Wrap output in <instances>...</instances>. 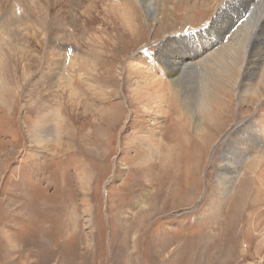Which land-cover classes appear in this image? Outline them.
I'll return each instance as SVG.
<instances>
[{"label":"rangeland","instance_id":"obj_1","mask_svg":"<svg viewBox=\"0 0 264 264\" xmlns=\"http://www.w3.org/2000/svg\"><path fill=\"white\" fill-rule=\"evenodd\" d=\"M43 1L53 2L0 0V56L9 59L0 62V264H264V59L260 63L250 59L247 68L228 64L229 74L220 61L212 73L214 83H219L214 88L218 95L210 97L212 118L202 116L203 134L211 137L198 150L200 165L189 191L191 177L185 176L190 145L180 150L185 151L178 155L175 168L172 157L164 168L155 157L149 163L152 169L137 168L135 146L149 136L159 139L170 123L167 113L157 109L158 103L148 106L151 101L140 97L147 88L153 93L148 91L150 83L163 80L160 52L191 54L211 40L214 14H204L200 1L158 0L153 21L128 0H69L73 12L67 0L63 4L59 0L54 7L61 10L56 14L49 5L50 26L44 28ZM88 6L99 13L90 8L91 13ZM3 18L15 23L5 30L8 24ZM223 36L220 45L231 37ZM259 47L254 40L253 60L264 51ZM70 62L82 78L69 68ZM64 83L81 92L96 124L102 111L119 104L114 128L95 124L89 128V136L96 132L105 139L104 132L109 133V145L76 144V123L66 119H75L69 105L78 98ZM190 86L189 109L194 102ZM112 89L118 95L103 103ZM59 110V119L66 123L62 138L48 136L45 142L34 129L41 130V117L53 120ZM188 130L193 144L195 134ZM237 166L242 171L230 186L227 181L237 175ZM246 178L254 181L240 193L238 187ZM241 195L245 198L239 200ZM232 209L236 212L230 221ZM159 239L169 243L161 253L156 246Z\"/></svg>","mask_w":264,"mask_h":264},{"label":"bare ground","instance_id":"obj_2","mask_svg":"<svg viewBox=\"0 0 264 264\" xmlns=\"http://www.w3.org/2000/svg\"><path fill=\"white\" fill-rule=\"evenodd\" d=\"M56 1H59V0H53L52 4H49V5H51L52 7H54L55 6V3H57ZM182 1H184V0H182ZM188 1H191V0H186L187 3H188ZM192 1H196V2H199L200 1L199 2L201 4L200 7L202 8L204 14H207V15H210L211 13L214 14V16H213V23L210 24L211 25V31H212V32L211 31L210 32L212 34V38H211L210 41L205 42V44L203 46L200 45L199 48H197L196 50L192 51L191 54H186V55L185 54H182V55L178 56V54H175V53L171 52L170 50L169 51L167 50V52H164V51L160 52V54L157 56V59L159 58L160 68L162 69V70L160 69V72L162 73L161 75L163 76V80L157 79V80L153 81L152 83H150L151 85H149V87L151 86L150 87L151 89H149L148 91L153 90V91H151L153 93H150V92L148 93L147 92V89H148L147 86L148 85L146 84L147 86H145V87L147 88L146 89L147 94H145L146 92L144 93L146 96L143 94V96H141V97L139 96V97L142 98V99H143V97H145L144 99H146V102L148 100L151 101V103L149 102L150 103L149 105L147 104L148 106H151L153 103H155V104L158 103L159 106H157V109L161 110L162 111L161 113H163V112L164 113H167V116L169 117L170 123H168V127H166V125H164L165 128L164 129L162 128L163 129V132L160 135L161 137L159 139H156L155 137H150L149 136L148 138H151V139H147V140L141 142L140 143L141 145H138L137 144L135 146L136 152H135L134 157H133L134 162L137 161V164H139V166H137V168L138 169L143 168L146 171H148V169H152L153 166H151L149 163L151 162V160L154 157H155V159L157 158L160 161V164H162L163 168L165 167L166 163L167 164L168 163L170 164L169 161H171L173 159L175 161L172 162V165L171 166L174 167L175 164H176V161L178 160V157H179L178 155L179 154H182V155L184 154V151L185 150L184 151H181V152H180V150L182 148L187 149L188 148L187 146L190 145L191 148L186 153L187 154V157L189 155V159L187 161V167H186V172H187V169H188V172H187V174L185 176L186 179H188V177H191L190 178L191 182L189 184V189H190L189 191H192V189H194V187H193L194 186V181H196V177H197V173H198L196 171V167L199 168V165H200V164H197V161H198V158H199L198 157L199 156V151L198 150H200L201 148H203L204 147V144H206L205 141L207 140V142H208L209 141L208 139L211 137V135H204L203 134V130H205V127L202 126V125H204V123L202 122V119H203L202 116L205 113V114L208 115V117L210 116L209 119L212 118L211 115H212V112H213V108H212L213 106L211 104L212 100H211L210 97H211V94L212 95H215V96L218 95L217 94L218 91H215L214 88H215L216 84H219V83H217V82H215L216 84L214 83L213 79L215 80V78H213L214 76H213L212 73H214L216 71V66L218 67V63H220V61H223L225 63V70L224 69H221V70L222 71L224 70V72H228V74H229V73L232 72V70L228 67V64L231 65L232 67H236V66L241 65V68L242 67H246L247 68V67H249L247 65L251 64L252 61H254V63H258L259 61H261L262 59H264V51L263 52L260 51V53L258 54V57H256V60H253L254 59L253 58V42H254V40L260 46L259 49L260 48L261 49L264 48V0H192ZM18 2H20V0H18ZM44 2L45 1H43V3ZM59 2L61 3V1H59ZM63 2H65V0H62V4H63ZM66 2H67V6H68L67 8L70 9L69 8V4H71V1L67 0ZM134 2L136 4H138V6L140 7L139 9H142L143 15L145 17H148V18H150L153 21L156 20V18L158 16V11H159V10H157V6H158L157 5V2H158V0H128L127 3H129V5H130V4L134 3ZM53 3H54V5H53ZM21 4H22V2H21ZM73 4L74 3L72 2L71 9L69 10L71 12H73L72 10H74ZM82 4H84V3H82ZM49 5H48V3L46 5V2H45L46 10L43 13L45 15L44 16L45 18H43L44 20H41V23H40L41 26L42 25L44 26V28H47L48 25L50 26V19L49 20H46V15L47 16L49 15ZM59 5H61V4H59ZM92 5H94L93 2H92ZM64 6H66V5H64ZM19 8H21V7H19ZM43 8H44V5H43ZM61 8L62 7L56 9V7H54L55 13L58 14L59 13V10H61ZM90 8L91 7H89L88 10H90ZM92 9H93V7L91 8V10ZM117 9H120V8L118 7ZM88 10H87V12H88ZM62 11H66V7ZM92 11H91V13L96 12V15H97V12H98L97 10L96 11H93V12ZM138 11H141V10H138ZM0 13H1V11H0ZM15 13H17V15H19L18 12H15ZM88 13H90V12H88ZM14 15H16V14H14ZM88 15L90 16V14H88ZM85 16L87 17V15H85ZM92 17H93V15H92ZM96 17H94V19ZM17 18H20V16L17 17ZM94 19H91V21H93ZM7 20H9V22ZM96 20L97 19H95V22H96ZM91 21H88V22L91 23V24H93L94 21H93V23ZM55 22H56V20H55ZM3 23L8 24L7 25L8 27L5 29V30H8V28H11V26L9 27V25H13L15 23V21L14 22H11L10 19H4ZM57 23H58V20H57ZM54 24H56V23H54ZM113 28H114V26H113ZM206 32L204 33V35L207 34ZM135 33H139V32H135ZM224 33H229L231 37H230L229 40H227L226 43H223L222 45H220L219 43H222L223 42V38H224L223 35H224ZM201 34H203V33H201ZM136 38L139 41V39L141 37H140V35H138V36H136ZM134 39H135V37H134ZM22 41L25 42V38H23ZM27 43H28V40H26V44ZM162 44H164V41H163ZM262 45H263V47H262ZM23 47H25V43H23ZM215 47H216V49H215ZM25 49H26V47L21 49V54L23 55V57L26 55ZM79 54H81V53H79ZM160 55H161V57H159ZM3 57H4L3 55L0 56V62L1 63H4V64L5 63H9V59L5 58L3 60L2 59ZM110 58L111 57H108V59H110ZM149 59L151 61L153 60L151 58V56L149 57ZM250 59H252V61H250ZM71 60H73V59H71ZM100 61H103L102 63H104L105 60L103 59V60H100ZM70 64H72V63L70 62ZM28 65L23 66V68L26 67V66L28 67ZM244 65H246V66H244ZM73 67H74V64L70 65L69 68L72 69ZM128 67H130V66H128ZM131 67H132V65H131ZM130 69H132V68H130ZM72 70L70 72H72ZM132 70H134V69H132ZM238 70H240V69H238ZM75 71L76 70H73V72H75ZM246 71H247V69L245 70V73H246ZM76 72H78V71H76ZM132 72H134L136 74L137 73V70L136 71L134 70ZM22 73H24V72H22ZM64 74L66 75V78H69V79L71 78L70 75H69V72H67V69H66V73H64ZM76 76L81 77V74L79 73ZM227 77H229V76H227ZM57 78L59 79V77H57ZM23 79H24V77H23ZM76 81L79 82L78 80H76ZM217 81H219V80H217ZM65 82H68V79ZM131 82H133V80ZM135 82H136V80H135ZM135 82H133V83H135ZM196 82H197V84L200 83L198 85L199 88L196 87V85H197ZM16 83H17V81H16ZM59 84H60V81H59ZM64 84H65V87L68 86V88H69L70 83L67 86H66V83H64ZM189 84L191 85L190 88L191 87L193 88V91L192 92L194 93V95L192 97L194 99V102L192 104L193 106L192 107L190 106L191 109H189V108L186 107V100H187L188 97H190L189 90H188ZM245 86H246V84H245ZM172 87L174 88V90H175L176 93H174ZM220 88H222V87H220ZM63 89H62V92H63ZM85 90H86V88H85ZM60 92H61V89H60ZM72 92H73V96H76L79 100L76 99V98H73L74 99V104L72 102V104L69 105V107L71 108V112L74 113L73 116L75 117V119L73 120L71 118V120H70V117H69V119H66V121L72 122V124L73 123H76L75 128H77V130L75 129L76 130L75 131V130L71 129V130L75 131L74 137H75L76 144L85 143L86 141H88L89 143L90 142H94V143L95 142H99L101 145H109V143H110L109 133H105L104 132V136L106 137L105 139L103 137L102 138H99L98 135L96 134V132H95V134L93 133L94 134L93 136H89L90 135L89 134V128L90 127L91 128L92 127H95V125L97 127H99V126L100 127H102V126L113 127V121L115 119H118L119 118V116H117V113H116L117 112L116 106L118 107L119 104L118 105H114V107L113 106L109 107V108H112V111H109V112L106 111V110L104 112L102 111V114L100 113V116H99L100 121L98 120L99 122H97V124H96V123H94L92 121V117L94 119V114L91 111L92 110V107L89 104L86 103V100L80 94L81 92L80 93L79 92H76V91H72ZM156 92L159 93L157 96H156ZM63 94H64V92H63ZM116 94L118 95V93H116V89H112L108 94H106L108 97H107V99H105L103 101V103L104 102L107 103L108 99L111 98L112 96L116 95ZM153 94H155V95H153ZM160 94H162V95H160ZM153 96L155 97V101H152V97ZM154 97H153V99H154ZM125 101H126V99H125ZM138 101H139V99H138ZM142 102H143V100H142ZM141 103H138V104H141ZM190 103H191V101H190ZM162 104H163V106H162ZM215 104H216V102H215ZM56 105H58V104H56ZM153 105H152V107H153ZM218 105H219V103H218ZM148 106H146V107H148ZM37 108L38 107L36 106L35 109H37ZM164 108H167V111L164 110ZM141 111L142 110H140V112ZM60 112H61V110L57 111V113H56V115H55V117H54L53 120L50 119V118H45V116L44 117H41L40 118V124H39L41 130L38 131L39 129H36V128L34 129L35 132L41 133L43 135V138H44L43 140H46L45 142H47V137L48 136H50L51 138H53V140H56V141H58L59 139L62 138L61 130L63 128V125L65 127L66 123H63V122H65L64 120H62V122H61V120L59 119V117L61 115ZM136 113H138V112H136ZM155 113H157V112H155ZM158 113H159V111H158ZM96 114H97V112H96ZM144 114H145V112H144ZM107 117H108V119H107ZM188 129H190V130L192 129L193 132H194V134H195V136H194L195 137L194 138L195 139L194 140L195 142L193 141V144H191V141H189V139H188V137L190 136V132H189ZM97 130H98V128H97ZM103 130H105V129L103 128ZM105 131H107V130H105ZM152 132H155V131L152 130ZM176 134H179V136H180L179 140L177 138L178 135H176ZM72 135L73 134H71L70 136L72 137ZM174 135H176V136H174ZM151 136H153L152 133H151ZM141 138L142 137H140V139ZM143 139H145V138H143ZM35 140H37V139L35 138ZM196 140H197V142H196ZM73 142H74V140H73ZM53 143H55V142H53ZM57 144H58V142H57ZM57 144H55V145L57 146ZM152 144H155L154 145V146H156L155 149L154 148H150L151 146H153ZM101 145H99V146H101ZM59 146H60V144H59ZM158 149H160V150H158ZM161 149H163V150L161 151ZM255 154H257V153H255ZM258 154H260V153H258ZM170 157H172L171 160H170ZM254 157L256 158V155L253 156V158ZM246 159H247V157H244L243 158V161L241 162V164L243 162H245ZM104 160H105V158H104ZM152 161H154V160H152ZM259 163H260V161H259ZM240 166H237V170L235 171V173H237V175L235 177L231 178V180H228L227 181V183L230 186H232V182L240 174V171H242L241 168H240ZM249 168L252 170L253 169L252 168V165H250ZM228 169L230 170V168H228ZM262 171L264 172V167H263ZM20 172H25V171H24V169H19V173ZM251 172H253V171H251ZM263 172H260V173L263 174ZM242 175H243V173H242ZM24 176H25V173H24ZM173 177L176 179V175L175 174H174ZM251 180L254 181V179H250V178L244 179V181L239 185L238 191L240 193H242L243 191L245 192L246 189H247V186L249 184V181H251ZM247 182H248V184H247ZM261 182H263V181H261ZM88 183H89V181H88ZM84 185H85V183H84ZM187 185H188V181H187ZM253 186L254 185H253V182H252V189H253ZM257 190L258 189L254 186L253 191L256 192ZM187 191H188V187H187ZM246 194H247V192H246ZM243 197L244 196L241 195V196H239L238 199L239 200H242ZM157 198H158V194L154 195V198L153 199H157ZM143 202L141 201V203H140L141 206H145V204ZM151 207H150V209H151ZM148 208H149V206H148ZM232 211H233V209L231 210V213H230V216H231L230 217V221H232V219H233L232 215L234 216V213L236 212V210L234 209V213ZM149 212H151V210H148V213ZM155 212L156 211L153 210V213L154 214H155ZM145 213H147V210H146ZM149 214H152V213H149ZM147 216H148V214H147ZM230 221H228V222H230ZM168 244L169 243L167 241L165 242V241H162V240L159 239L156 246L159 248V252L161 253V252H164L167 249Z\"/></svg>","mask_w":264,"mask_h":264}]
</instances>
